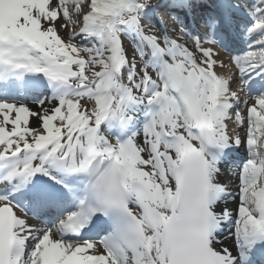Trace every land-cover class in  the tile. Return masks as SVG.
I'll list each match as a JSON object with an SVG mask.
<instances>
[{
	"label": "snow or ice",
	"instance_id": "snow-or-ice-1",
	"mask_svg": "<svg viewBox=\"0 0 264 264\" xmlns=\"http://www.w3.org/2000/svg\"><path fill=\"white\" fill-rule=\"evenodd\" d=\"M0 264H264V0H0Z\"/></svg>",
	"mask_w": 264,
	"mask_h": 264
}]
</instances>
